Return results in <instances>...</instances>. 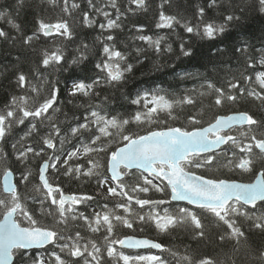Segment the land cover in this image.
Returning <instances> with one entry per match:
<instances>
[{"label":"snow or ice","instance_id":"obj_1","mask_svg":"<svg viewBox=\"0 0 264 264\" xmlns=\"http://www.w3.org/2000/svg\"><path fill=\"white\" fill-rule=\"evenodd\" d=\"M41 5L59 7L55 22L38 12L34 30L25 35L15 21L33 0L0 2V22L17 33L0 28V41L18 49L15 62L5 66L17 91L0 107V264H169L165 253L176 264H264V241L259 248L250 243L253 234L264 237V70H256L257 65L264 69V46L253 52L245 40L231 52L209 48L210 57L232 55L242 66L230 70L219 85L205 73H184L182 79L200 82L181 97L165 89L124 96L138 106L128 118L113 114L108 94L93 102L100 96L98 89L123 95L128 74L147 59L146 52L156 57L155 70L166 66L161 63L166 55L190 59L196 55L193 37L222 41L233 26L256 14L264 16V0H197L192 13L179 0H160L155 28L166 34H145V24L133 23L126 39H118L117 33L125 30L129 14L151 11L150 0H62V6L59 0H41L36 7ZM81 29H93L96 35L91 43L81 39L69 60L68 45L76 43ZM170 35L178 42V55ZM50 37L51 48L36 46ZM129 42L130 50L118 46L129 49ZM90 58L95 60L93 76L74 75ZM26 62L31 64L29 72L23 69ZM65 72L69 75L61 80ZM63 93L69 103L88 98L87 105H81L82 119L73 117L72 125L67 114L65 120L56 115ZM198 97L208 98L211 119L189 113L186 123L170 126L159 118L167 112L175 120V106L195 107ZM257 103L256 113L244 107ZM154 124L161 127H151ZM133 125L136 131L130 130ZM21 126L26 130L17 138ZM29 138L33 142L26 143ZM73 140L72 150L66 149ZM213 169L221 176L226 170L251 179L245 183L206 174ZM36 176L38 182H33ZM60 177L95 180L96 195L68 194L56 182ZM153 192L165 198L153 199ZM213 229L219 245L231 244L230 252L197 256L186 246L181 253L135 234L182 231L197 244H209ZM139 249L160 254L126 251Z\"/></svg>","mask_w":264,"mask_h":264},{"label":"trees","instance_id":"obj_2","mask_svg":"<svg viewBox=\"0 0 264 264\" xmlns=\"http://www.w3.org/2000/svg\"><path fill=\"white\" fill-rule=\"evenodd\" d=\"M2 2V0H0ZM122 4H126V0H119ZM160 0H150V5L152 10L145 13H138L136 16H131L129 14V19L126 21L125 30L123 32H118V39H126L129 35L128 29L131 28L133 23H143L146 25L145 34L154 35L166 34L167 30H161L155 28V19L154 15H158V11L156 5H158ZM197 2V0H179V3L182 7L187 8L189 13L194 12L193 5ZM200 2L206 4L207 0H200ZM60 6H62V0H59ZM41 0H33V6L26 8L20 14V16L16 19V23H18L25 35L31 34L34 30L36 24L35 20L37 17V13L39 12L46 19L50 18V22H55L56 14L59 12V7L53 9L52 6L49 5H41L39 8L36 5H40ZM82 6H86L82 5ZM52 8V10H51ZM239 14V13H238ZM208 16L212 17V10L208 11ZM67 18V17H65ZM222 19V18H218ZM0 28H4L9 31L10 35H17L15 30L11 29L6 23L0 22ZM178 32L181 36H184L186 39L187 34L183 32L182 29L178 28ZM96 35V32L93 29H81L78 30L76 43H72L68 45V59L72 58L74 54V49L79 43L81 39H83L87 43H91ZM170 40L173 43L174 49L176 50V54L178 55V42L175 39V36L170 35ZM52 39L47 38L45 41L44 38L36 45L40 47L41 45L51 48L52 47ZM247 41L249 45L253 46V52L255 49L264 46V16H260L256 14L255 16L250 17L247 21L243 22L241 26H233L230 31L226 34L225 38L222 41H216L215 43L208 41H200L198 38L193 37L192 42L196 51V55L192 58H181L179 60L176 59V55H166L162 57L161 63L166 66L161 67L159 70L153 69V62L156 60L154 54L149 51L145 53L147 59L144 60L142 64H138L135 66V69L132 73L128 74L126 83L123 84L122 92L113 90V89H98L100 92L99 97H93V102L98 103L101 99H103L105 94L113 97V103L109 105V108L113 111V114L120 113L123 118H128L130 113H133L137 110L138 106L131 105L128 103L124 96H129L134 98L137 93L143 94L145 91L155 90V89H165L168 92L175 93L177 97H181L185 93V89H193L196 88L199 84V79H182L184 73H205V75L212 79L214 82L219 85V82L222 77H225L230 70H235L242 66V62L238 60L237 57L229 55L225 59H215L208 55V50L214 46L226 47L229 52L234 47H239L242 45L243 41ZM137 45H142V42L137 41ZM121 50H130L131 42H129V49H123L122 45H118ZM18 55V49L11 48L8 44L0 41V107H2L9 99V93L13 91H17L14 85L10 84V80L12 79L11 71L5 70L6 65H10L15 62L16 56ZM23 55L32 58L31 53H24ZM95 62L94 58H90L88 62L82 65L77 72L74 74L81 79H88L93 76L94 69L92 67ZM213 65L216 66V71H212ZM31 68V64L26 62L23 64V69L25 72H29ZM256 70H264L260 69L259 66H256ZM250 74L253 76V80L255 79V73L251 70ZM68 73H63L60 78L61 80L68 77ZM53 77H49L52 79ZM251 87H256L259 90L258 85L252 84ZM88 98L86 97H78L74 98L72 103L68 102V97L66 93L61 94L59 107H61V112L57 113V118L59 120H65V114H67V124L72 125L76 121L73 120V117L77 119H82V115L85 111L84 107L81 105H87ZM209 101L207 97H198L197 103L195 107L187 106V105H177L173 109V116L176 117L175 120L169 119L167 112L159 113V118L161 120H166L168 125L170 126H181V124L186 123V117L189 113H193L196 115H203L204 120H209L212 117V112L208 110L207 105ZM151 106V105H150ZM245 108H251L253 113L258 111V103L256 105H244ZM62 127H64L62 125ZM127 127V126H126ZM151 127H161V125H151ZM26 130L25 126H21L16 130V136L18 138L19 135L23 134ZM66 130V129H65ZM131 131H136V127L133 125L130 129ZM33 142L32 138H29L26 143ZM57 146H59V142L55 141ZM76 144V141L73 140L71 143L66 144L65 148L68 150H72L73 146ZM10 151V145L8 149ZM51 152L52 150H48ZM83 162V160L79 161ZM35 168V165H34ZM257 170H259V162L257 164ZM199 171V170H198ZM209 176L216 175L221 176L220 172H217L213 169L211 172L206 173ZM18 178V173L14 174ZM224 177H229L232 179H236L239 182H250L251 177L248 174L240 175L239 173H228L226 170L223 172ZM33 182H38V176L35 177ZM62 185L63 190L68 194H81L86 193L90 195H96L97 185L95 180H76V179H68L67 177H60L59 180L56 181ZM153 199H162L165 198L161 193H150L149 194ZM113 201L110 203V206L114 204ZM174 204V203H173ZM167 206V205H165ZM162 206V207H165ZM50 222V221H49ZM129 234L131 230H124ZM82 234H85L82 232ZM91 235L90 233H87ZM138 238H150L155 240L156 242L163 243L166 247L173 248L174 250H178L183 253L186 246L191 247L197 256H212L217 257L222 254V251H231V244L225 243L222 246L217 243L218 237L215 235V229L212 231L213 243L205 244L203 242L197 244L192 241L190 237H188L182 231H177L170 235L160 234L154 230H146L141 233L137 230L135 233ZM118 235H121L118 233ZM262 241H264V237H260L256 234L250 236V243L253 247L259 248L261 246ZM130 253V252H129ZM137 254V253H130ZM152 254H160L158 253H150L146 252L141 255H152ZM165 258L168 259L169 264H176V260L173 259L169 254H164Z\"/></svg>","mask_w":264,"mask_h":264},{"label":"water","instance_id":"obj_3","mask_svg":"<svg viewBox=\"0 0 264 264\" xmlns=\"http://www.w3.org/2000/svg\"><path fill=\"white\" fill-rule=\"evenodd\" d=\"M127 251H136V252L153 251V252H159L158 250H155V249H139V250H127Z\"/></svg>","mask_w":264,"mask_h":264},{"label":"bare ground","instance_id":"obj_4","mask_svg":"<svg viewBox=\"0 0 264 264\" xmlns=\"http://www.w3.org/2000/svg\"><path fill=\"white\" fill-rule=\"evenodd\" d=\"M51 10H52V8H51ZM81 119V118H80Z\"/></svg>","mask_w":264,"mask_h":264}]
</instances>
